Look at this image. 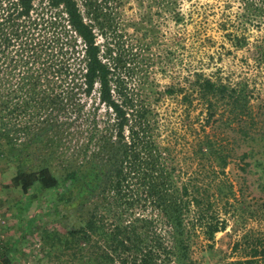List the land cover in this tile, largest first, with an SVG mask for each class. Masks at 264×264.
Segmentation results:
<instances>
[{
	"label": "trees",
	"instance_id": "trees-1",
	"mask_svg": "<svg viewBox=\"0 0 264 264\" xmlns=\"http://www.w3.org/2000/svg\"><path fill=\"white\" fill-rule=\"evenodd\" d=\"M138 1L175 22L181 20L179 0ZM238 1L248 20L264 21V0ZM122 2L0 0V56L7 60L13 46L15 59L9 62H17L12 67L5 64L7 72L0 77V121H17L18 112H28L30 118L37 106L44 108V121H77L82 108L91 103L96 114L75 168L58 179L48 168L50 151L45 144L31 151L23 145L11 154L18 167L14 183L27 196L26 202L60 185L51 203L55 212L59 208L81 213L90 202L85 220L74 223L68 233L79 241V250L87 248L82 251L97 257V264H178L172 259L173 246L186 251L196 230L212 240L225 221L215 200H210L213 194L207 183L200 181L199 170L187 173L180 167L179 133L173 129L162 133L157 112L126 88L119 69L131 59L107 40L114 25L103 11ZM105 16L109 19H102ZM95 30L105 43L97 42ZM15 69L17 76L10 74ZM194 90L206 107L224 92L236 93L200 78ZM238 97L237 93L235 100ZM197 124L198 128L187 125L188 129L183 125L191 132L186 145L194 158L210 153L224 164L225 155L214 148L203 123ZM46 131H53L52 125L35 133L31 141ZM64 132L63 140L68 136L66 125ZM260 240L258 236L235 240L231 248L240 255L229 264H257L264 258Z\"/></svg>",
	"mask_w": 264,
	"mask_h": 264
},
{
	"label": "rangeland",
	"instance_id": "rangeland-1",
	"mask_svg": "<svg viewBox=\"0 0 264 264\" xmlns=\"http://www.w3.org/2000/svg\"><path fill=\"white\" fill-rule=\"evenodd\" d=\"M122 1L115 9L103 11L114 25L107 40L131 59L119 69L126 88L157 112L162 133L168 129L179 133L180 167L187 173L199 170L200 181L207 183L208 193L213 194L210 200H215L218 215L225 221L212 240L196 230L186 251L173 246L172 259L178 264H229L240 255L231 248L235 240L258 236L264 244V21L243 16L238 0H179L178 22L138 0ZM95 33L97 42L105 43L103 34L101 38L100 31ZM9 49L7 60L0 56V77L7 72L5 64L17 63L9 62L15 59L13 46ZM10 72L19 75L17 69ZM197 78L221 83L236 93L224 92V97L211 99L206 107L194 90ZM44 113L37 106L30 118L28 112H18L17 121H0V218L4 220L0 264H97V257L82 251L87 248L79 250V241L68 233L74 223L85 220L90 202L81 213L59 208L55 212L51 203L60 185L26 202L27 196L13 181L18 167L11 154L23 145L31 151L45 144L50 151L48 168L58 179L79 163L78 150L96 114L91 103L82 108L77 121H44ZM199 121L214 148L225 155L224 164L213 154L196 159L190 152L186 143L191 132L183 125L198 128ZM49 124L53 131L31 141ZM65 125L68 136L63 140ZM257 264H264V258Z\"/></svg>",
	"mask_w": 264,
	"mask_h": 264
},
{
	"label": "built area",
	"instance_id": "built-area-1",
	"mask_svg": "<svg viewBox=\"0 0 264 264\" xmlns=\"http://www.w3.org/2000/svg\"><path fill=\"white\" fill-rule=\"evenodd\" d=\"M3 223H4V220L0 218V225H2Z\"/></svg>",
	"mask_w": 264,
	"mask_h": 264
},
{
	"label": "crops",
	"instance_id": "crops-1",
	"mask_svg": "<svg viewBox=\"0 0 264 264\" xmlns=\"http://www.w3.org/2000/svg\"><path fill=\"white\" fill-rule=\"evenodd\" d=\"M0 226H2V225H0ZM0 237L2 238V237H4L3 235H0Z\"/></svg>",
	"mask_w": 264,
	"mask_h": 264
}]
</instances>
